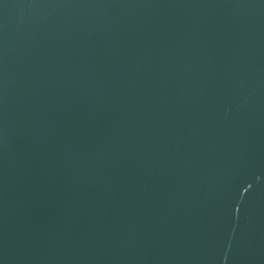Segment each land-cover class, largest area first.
<instances>
[{"label":"water","instance_id":"95a60500","mask_svg":"<svg viewBox=\"0 0 264 264\" xmlns=\"http://www.w3.org/2000/svg\"><path fill=\"white\" fill-rule=\"evenodd\" d=\"M0 264H264V0H0Z\"/></svg>","mask_w":264,"mask_h":264}]
</instances>
